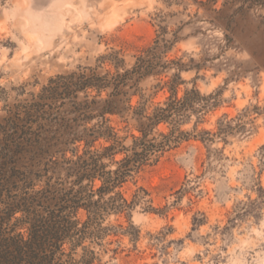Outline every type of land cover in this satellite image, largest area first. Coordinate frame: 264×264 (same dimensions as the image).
<instances>
[{"label": "rangeland", "instance_id": "obj_1", "mask_svg": "<svg viewBox=\"0 0 264 264\" xmlns=\"http://www.w3.org/2000/svg\"><path fill=\"white\" fill-rule=\"evenodd\" d=\"M255 4L256 0H0L2 155L8 144L14 150L8 137L11 113L24 116L45 88L59 86L61 76L96 69L102 76L116 73L102 57L119 53L130 69L163 29L167 39L176 40L165 61L185 66L179 97L197 87L219 105L197 130L196 115L182 124L180 130L191 133L189 140L170 143L159 159L134 172L122 188L102 197L96 192L93 200H101V216L89 223L81 243L64 245L63 264H264V8ZM178 72L173 64L161 78ZM159 82L149 77L140 84L149 99V113L169 95L160 91L154 96ZM84 100L81 92L78 102ZM139 100L135 96L132 104L137 106ZM48 103L52 109L46 108L47 119L41 123L57 132L62 118L73 116L72 99L57 97ZM107 118L121 142L116 143L115 157L105 151L114 142L104 138L86 150L105 154L106 171H115L120 161L133 156L140 132L132 114ZM100 123L96 118L86 127ZM172 128L159 125L149 140L163 142L161 134H170ZM220 129L230 132L216 135ZM179 135L175 131L174 136ZM78 145L79 155L84 153V143L72 145L68 159H77L72 149ZM18 158L26 166L31 154L23 149ZM53 159L59 162L62 154ZM48 170L37 180L35 191L43 190L48 181L59 188V166ZM101 186L97 179L95 189ZM118 192L133 205L122 213L110 205L112 198L121 203ZM77 219L82 227L88 212L80 209Z\"/></svg>", "mask_w": 264, "mask_h": 264}, {"label": "trees", "instance_id": "obj_2", "mask_svg": "<svg viewBox=\"0 0 264 264\" xmlns=\"http://www.w3.org/2000/svg\"><path fill=\"white\" fill-rule=\"evenodd\" d=\"M255 6L264 8V0H256ZM166 35L167 31L163 29L153 44L136 57L130 69L125 68V61L119 59V53L102 57V63L113 64L116 73L109 71L102 76L96 69L90 74L61 76L59 86L45 88L40 101L27 106L24 116L20 111L11 113L7 122L12 132L8 137L13 142L14 150L8 144L4 148L6 153H0V264H63V257L67 256L64 245L74 241L81 243L88 234L89 223L101 216V200H93L96 192L99 191L102 197L122 188L134 172L149 165L151 159H159V154H163L170 143L179 144L189 140L191 133L181 131L182 124L196 115L198 120L194 129L197 130L205 116L219 106L212 95H202L197 87L179 97V88L184 82L181 72L185 66L180 62L165 61L176 43L175 39H167ZM173 64L179 66V72L167 80L162 79ZM149 77L160 78L154 96L160 91L169 92L165 102L159 103L152 113L148 112L149 99H145L140 88L141 82ZM89 90H96L97 94L92 96ZM106 91L109 92L108 98L101 99ZM81 92L85 93V100L78 102ZM135 96L140 97L137 106L132 104ZM57 97L72 99L70 114L73 116H64L59 130L53 132L46 129L41 121L47 119L46 108L52 109L48 102ZM131 114L140 132V136L135 137V152L131 158L120 161L121 166L117 170L106 171L107 165L103 163L105 154H92L86 149L104 138L114 142L105 151L110 152L108 156L115 157L118 152L116 143L121 142L115 128L108 125L110 120L107 115L124 118ZM96 118L101 119L99 126L86 127ZM161 124L173 126L172 132L161 134L163 142L155 143L156 138L149 140ZM175 131H180V135L175 137ZM229 132L220 129L216 135ZM203 133L212 134L209 131ZM78 143H84V153L79 155L78 145L72 149L77 159H68L67 152ZM136 148L141 151H136ZM23 149L31 154L26 166L18 158ZM10 154L12 159H6ZM58 154H62L63 158L59 162L53 159ZM43 165L47 168L42 169ZM58 166L59 188L48 181L43 190L35 191L37 180L47 175L48 167L56 169ZM97 179L102 181V186L96 190ZM85 181H88L86 185ZM117 195L121 203H116L112 198V210L122 213L133 207L121 192ZM80 209L88 212V220L82 227L77 219ZM20 212L24 217H17Z\"/></svg>", "mask_w": 264, "mask_h": 264}]
</instances>
